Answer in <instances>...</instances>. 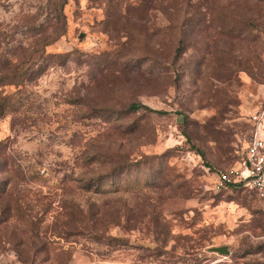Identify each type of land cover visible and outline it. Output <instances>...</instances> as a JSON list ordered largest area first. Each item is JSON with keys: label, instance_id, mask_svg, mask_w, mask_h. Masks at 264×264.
Here are the masks:
<instances>
[{"label": "rangeland", "instance_id": "374dc122", "mask_svg": "<svg viewBox=\"0 0 264 264\" xmlns=\"http://www.w3.org/2000/svg\"><path fill=\"white\" fill-rule=\"evenodd\" d=\"M6 95L0 264H264V0H0Z\"/></svg>", "mask_w": 264, "mask_h": 264}, {"label": "built area", "instance_id": "2783aa9c", "mask_svg": "<svg viewBox=\"0 0 264 264\" xmlns=\"http://www.w3.org/2000/svg\"><path fill=\"white\" fill-rule=\"evenodd\" d=\"M218 187H242L254 191L264 201V138L250 142L242 158L216 172Z\"/></svg>", "mask_w": 264, "mask_h": 264}, {"label": "trees", "instance_id": "16d2710c", "mask_svg": "<svg viewBox=\"0 0 264 264\" xmlns=\"http://www.w3.org/2000/svg\"><path fill=\"white\" fill-rule=\"evenodd\" d=\"M19 65H16L15 68H18ZM13 68V67H12ZM8 99V95H6L3 99H0V115L3 113L4 109L6 108V100ZM129 109L139 111V110H148L151 112H158L161 113L159 110H154L148 105L145 104H139V103H133L129 106ZM229 188L232 189H241L242 187H234V186H229Z\"/></svg>", "mask_w": 264, "mask_h": 264}, {"label": "water", "instance_id": "95a60500", "mask_svg": "<svg viewBox=\"0 0 264 264\" xmlns=\"http://www.w3.org/2000/svg\"><path fill=\"white\" fill-rule=\"evenodd\" d=\"M211 251L219 252L220 254L229 255L231 253L227 245L224 246H214L210 248Z\"/></svg>", "mask_w": 264, "mask_h": 264}]
</instances>
